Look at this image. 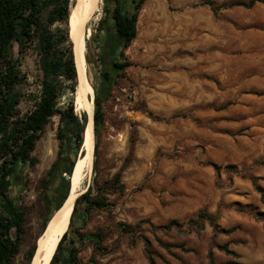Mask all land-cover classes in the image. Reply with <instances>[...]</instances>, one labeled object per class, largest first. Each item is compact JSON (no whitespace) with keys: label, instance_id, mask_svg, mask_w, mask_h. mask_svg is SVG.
Masks as SVG:
<instances>
[{"label":"rangeland","instance_id":"rangeland-1","mask_svg":"<svg viewBox=\"0 0 264 264\" xmlns=\"http://www.w3.org/2000/svg\"><path fill=\"white\" fill-rule=\"evenodd\" d=\"M204 1L146 0L140 11L137 37L125 50L132 65L114 72L98 150L94 143L80 185L83 193L93 184L105 205L81 213L77 230L85 237L73 229L64 244L75 241L84 264H150V257L156 264H264V4L213 0L225 6L214 13ZM103 4L84 27L92 88L101 68ZM38 60L34 49L21 59L28 80L20 87L21 114L41 90ZM76 92L66 90L60 106L73 100L80 117ZM89 98L94 102V88ZM58 133L54 115L34 163L10 188L26 228L13 264H33L28 253L34 246L37 252L55 213L43 200V181L58 157ZM68 155L78 160L83 153Z\"/></svg>","mask_w":264,"mask_h":264},{"label":"trees","instance_id":"trees-1","mask_svg":"<svg viewBox=\"0 0 264 264\" xmlns=\"http://www.w3.org/2000/svg\"><path fill=\"white\" fill-rule=\"evenodd\" d=\"M145 1L103 0V16L98 25L104 31L99 55L101 68L98 84L93 86L95 152L104 122L102 102L110 96L114 72H123L132 65L126 58L125 50L137 37V22ZM258 2L264 4V0H249L233 5L252 7ZM203 3L214 13L225 7L213 0ZM71 5L72 0H0V264H13L26 232L25 213L11 197L10 188L18 172L34 163L32 153L51 117L59 116L60 150L43 181V200L46 204L53 203L55 213L65 203L72 189L77 160L69 157L68 149L83 153L89 115L83 111L79 117L73 100L60 106L64 92L69 90L73 93L76 88L78 91L79 84L70 24L74 8L71 10ZM30 49H34L38 55L42 73L41 90L39 94L33 95L32 109L21 114L19 105L24 100L25 92L20 87L28 81L21 69V59ZM85 57L90 62L86 54ZM119 176L116 177L117 182ZM94 189V185L90 184L76 198L68 230L59 241L49 264H84L79 257L80 246L73 240L72 246L66 247L64 244L73 229L80 239L85 237V233L77 230L81 213L89 214L92 209L105 205ZM200 217L212 224L215 221V217L206 213ZM51 219L47 218L44 229ZM81 223L85 225V220ZM119 225L122 231L133 232L130 225ZM94 236L99 240L102 238L100 233ZM98 239L95 247L100 249L101 242ZM35 253L36 246L28 253V263H31ZM149 259L150 264H156L153 258Z\"/></svg>","mask_w":264,"mask_h":264},{"label":"bare ground","instance_id":"bare-ground-1","mask_svg":"<svg viewBox=\"0 0 264 264\" xmlns=\"http://www.w3.org/2000/svg\"><path fill=\"white\" fill-rule=\"evenodd\" d=\"M100 0H80L78 5L73 8L70 24L72 26V41L74 43V52L76 55V66L78 71V91L76 97V104L83 111L89 115V124L86 126L84 142H83V155L77 160L74 173L72 176V189L62 207L55 213L49 222L43 238L39 241V247L33 260V264H49L59 241L64 233L68 230L70 218L74 208L76 198L82 193L80 185L83 177V169L89 163L93 153L95 143L94 133V102L89 98L93 92L86 73V58L84 55L85 35L84 27ZM85 9L86 13L79 15ZM79 15V16H78Z\"/></svg>","mask_w":264,"mask_h":264},{"label":"water","instance_id":"water-1","mask_svg":"<svg viewBox=\"0 0 264 264\" xmlns=\"http://www.w3.org/2000/svg\"><path fill=\"white\" fill-rule=\"evenodd\" d=\"M93 122H94V116H93ZM88 124H89V121L87 122V126H88ZM86 130V129H85ZM95 130V129H94ZM67 200V199H66ZM66 202V201H65Z\"/></svg>","mask_w":264,"mask_h":264}]
</instances>
